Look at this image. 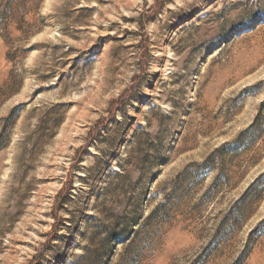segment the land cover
<instances>
[{
  "label": "rangeland",
  "instance_id": "1",
  "mask_svg": "<svg viewBox=\"0 0 264 264\" xmlns=\"http://www.w3.org/2000/svg\"><path fill=\"white\" fill-rule=\"evenodd\" d=\"M0 264H264V0H0Z\"/></svg>",
  "mask_w": 264,
  "mask_h": 264
}]
</instances>
